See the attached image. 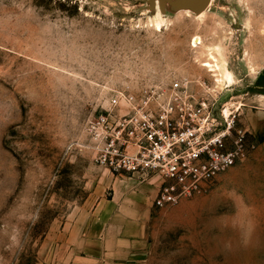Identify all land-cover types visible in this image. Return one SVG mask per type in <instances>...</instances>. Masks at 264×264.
Listing matches in <instances>:
<instances>
[{"label": "rangeland", "instance_id": "rangeland-1", "mask_svg": "<svg viewBox=\"0 0 264 264\" xmlns=\"http://www.w3.org/2000/svg\"><path fill=\"white\" fill-rule=\"evenodd\" d=\"M211 55L257 149L158 208L163 179L107 171L89 126L122 90L214 82ZM111 215L140 227L145 264H264V0H0V264H54L80 217Z\"/></svg>", "mask_w": 264, "mask_h": 264}, {"label": "built area", "instance_id": "built-area-1", "mask_svg": "<svg viewBox=\"0 0 264 264\" xmlns=\"http://www.w3.org/2000/svg\"><path fill=\"white\" fill-rule=\"evenodd\" d=\"M195 41L198 50L202 44ZM207 63L214 82L182 76L138 92L122 90L88 129L89 148L107 171L163 179L156 199L161 209L206 191L257 149L249 129L239 126L244 105L232 97L223 101L236 82L220 86Z\"/></svg>", "mask_w": 264, "mask_h": 264}, {"label": "crops", "instance_id": "crops-1", "mask_svg": "<svg viewBox=\"0 0 264 264\" xmlns=\"http://www.w3.org/2000/svg\"><path fill=\"white\" fill-rule=\"evenodd\" d=\"M160 185L155 184L156 196ZM139 235L140 227L124 215L82 216L62 234L54 264H145L147 245L136 242Z\"/></svg>", "mask_w": 264, "mask_h": 264}, {"label": "bare ground", "instance_id": "bare-ground-1", "mask_svg": "<svg viewBox=\"0 0 264 264\" xmlns=\"http://www.w3.org/2000/svg\"><path fill=\"white\" fill-rule=\"evenodd\" d=\"M205 16V13H201L199 16L200 18H203ZM163 19L160 18L159 21H157V27L162 28L163 26ZM201 41L200 38H196L195 42ZM203 42H201L202 44ZM210 51L212 48L209 49ZM213 61L208 62L207 65L209 67H212L215 71L216 80L219 84L225 85V84H233L234 83V76L231 73V71L224 65H221L219 62V59L216 56L211 55ZM206 63V62H205ZM204 66V65H203Z\"/></svg>", "mask_w": 264, "mask_h": 264}]
</instances>
